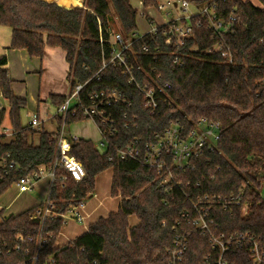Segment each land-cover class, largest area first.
Segmentation results:
<instances>
[{
	"label": "trees",
	"instance_id": "obj_1",
	"mask_svg": "<svg viewBox=\"0 0 264 264\" xmlns=\"http://www.w3.org/2000/svg\"><path fill=\"white\" fill-rule=\"evenodd\" d=\"M71 1L82 4V0ZM71 1L0 0V26L12 30L10 49L26 50L34 59L43 58L48 47L61 48L70 67L68 81L72 86L85 85L83 98L116 89L128 97L130 107L117 106V134L111 138L110 149L101 152L90 140L72 142L70 155L83 165L88 177L76 183L68 172L57 168L49 197L55 205V218L44 223L30 218L43 204L19 215L5 216L0 211V264H170L176 235L191 227L182 218L192 209L191 204L178 189L165 193L156 170L116 157L136 138L153 143L156 135L164 134L172 124L192 131L202 119L222 125L221 139L216 149L205 150L192 161L194 168L178 172L184 187L187 181L193 184L186 191L192 197L220 198L243 192L241 206L234 207L232 214L212 209L218 224L215 233L264 239V0H257L260 7L245 0H187L201 10L213 6L225 21L236 16L233 31L224 37L233 54L232 64L216 50L221 39L200 14L192 17L194 33L182 48L164 37L163 29L155 43L148 37L134 42L128 53L131 62L144 64L148 71L153 67L162 83L171 85L169 98L165 97L155 116L146 110L143 96L127 84L121 69L107 66L100 71L103 49L110 48L112 18L126 37L139 30L132 0H85L83 7ZM142 1L145 10L158 6L157 0ZM101 36L105 46L100 43ZM145 45L152 52L157 45L161 52L148 57ZM176 58L180 64H175ZM7 64V57H0V99L6 102L0 107V127L8 119L16 136L8 144L4 139L0 142V160L7 157L17 168L7 167L9 176L0 182V198L22 177L52 166L59 140L55 134L22 125L27 101L14 94ZM139 77L144 78L141 73ZM51 99L57 108L66 101V97ZM84 120L80 114H69L65 122L60 117L59 123L66 126ZM35 133L40 134L38 146L30 142ZM110 155L113 162L108 161ZM110 170L111 197L121 199L118 211L98 219L73 242L57 247L64 216L72 206L90 199L96 179ZM245 203L249 205L246 216L242 213ZM131 218L138 223L131 225ZM40 236L48 242L39 248ZM209 242L207 236L193 230L183 264H205L217 253ZM226 259L229 264H254L250 247L234 246Z\"/></svg>",
	"mask_w": 264,
	"mask_h": 264
},
{
	"label": "built area",
	"instance_id": "obj_2",
	"mask_svg": "<svg viewBox=\"0 0 264 264\" xmlns=\"http://www.w3.org/2000/svg\"><path fill=\"white\" fill-rule=\"evenodd\" d=\"M140 6L144 9L142 0ZM179 6H181L182 13L173 19L160 23L154 20L150 21L149 19V30L143 34L134 33L126 37L122 33H113L110 29V48L109 50L103 49L102 53L103 62L100 71L104 70L107 66L121 69L123 76L127 80V84L143 96L144 106L152 116L158 114L165 97L169 98L168 91L171 89V85L163 84L162 76L158 75L156 69H153V67L148 71L144 64L131 62V57L128 53L131 52L134 42L148 37L155 43L159 31L163 29V36L172 38L175 46L182 48L194 33V27L191 23L192 17L200 14L207 18L209 29L213 32L214 36L221 39L220 44L216 47V50L221 53V57L229 64H232L234 61L232 51L225 44L224 37L233 31L236 16L231 15L229 20H222L218 17L213 6L204 7L199 13L192 14L190 12L192 4L187 0H170L166 6L158 4L155 10L164 12L168 8L173 9ZM145 15L146 13L141 11V16L145 17ZM167 16L169 17L170 13H167ZM129 37L132 39H129ZM105 42V39L101 36V45L105 46ZM170 42L171 39L167 43L170 44ZM143 51L148 57L153 58V56L161 52V48L156 45L154 52H152L151 47L145 45ZM154 62H156V59H154ZM175 64H180L179 58H176ZM140 73L143 74L144 78L139 77ZM70 84L71 92L64 104L58 108V114L61 115L63 122H65L69 114L72 116L80 114L84 118L92 120L99 129L101 146L106 150L110 149L112 147L111 138L117 134V106L130 107L128 97L116 89H110L90 93L83 98L82 93L85 85L76 84L72 86V83ZM29 118L30 124L28 127L34 131L40 130L42 122L39 115L32 114L29 115ZM221 129L222 125L220 123H213L206 119L200 120L192 131H188L178 123L172 124L164 134L156 135L153 143H146L143 139L136 138L126 148L117 153L116 158L118 160L137 161L142 163L146 168L156 170L160 175V184L165 193H171L178 189L191 204L192 209L182 214V218L191 227L187 230L179 231L176 235L174 248L170 252V264L184 263L185 255L188 251L189 238L193 230L201 233L203 236H207L213 251L217 252L214 256L208 257L205 264H229L226 256L234 246L238 249L250 247L254 264H264L263 238H256L250 234L241 233L226 237L224 234L217 235L215 233L218 224L216 222L217 218L212 214V209L218 207L232 214L234 207L241 206L240 198L243 192L239 193L238 196L231 195L225 198L202 195L192 197L191 193L186 191V188H190L193 184L191 181H187L184 187L181 175L178 173L193 167L192 161L203 154L205 150L213 151L216 149L217 143L221 139ZM15 136L16 131L12 128L0 127V142L5 138L13 139ZM64 136V131L61 130V133L58 134L57 157L53 165L41 167L38 173L32 176L22 177L14 185L19 193L25 194L33 191L37 182L45 177H50L52 188L57 168H62L68 172L76 183H82L87 179L88 175L83 165L70 155L72 142H79L80 139L74 136L70 140ZM7 160V157L0 160V182L9 176L7 167L17 168L14 162L8 163ZM108 161L113 162L114 156L110 155ZM63 188H65L64 185ZM84 207L85 202L72 206L68 214L64 216L65 224L71 220L78 223L83 222L85 217L81 211ZM54 210L55 205L49 198L42 207L30 215V218L44 223L47 219L55 218L57 214ZM242 213L244 216L249 213V205L247 203L242 204ZM47 242L48 239L40 236L37 245L40 248L45 246Z\"/></svg>",
	"mask_w": 264,
	"mask_h": 264
},
{
	"label": "crops",
	"instance_id": "obj_3",
	"mask_svg": "<svg viewBox=\"0 0 264 264\" xmlns=\"http://www.w3.org/2000/svg\"><path fill=\"white\" fill-rule=\"evenodd\" d=\"M245 1H249L252 3V0H245ZM140 2L141 0H139V5H140ZM257 2L259 3V1ZM72 3L75 6L82 7V4L78 5L74 2ZM148 30H149V22H148ZM11 41H12V30L8 27L0 26V57L2 56L7 57V61H8L7 70L9 73V78L13 81L12 89H13L14 94L18 98H21L24 100L29 98L32 103L34 104L37 103L38 104L37 106H39V102L41 101L42 97L43 98H47L48 96L49 97H52V96L66 97L67 95L70 94L71 84L69 85V82L67 80L70 67L66 60V53L61 48H47L43 58L32 59L30 58L26 50L10 49ZM59 49L60 51H62L61 53L58 52ZM52 56H54L56 60L60 59V62H59L60 70L55 75L54 79L51 82V85H48V88L43 89L42 86H40L39 84V88L37 87L36 89V86L34 85V81H38L39 83L42 82L44 75L46 73L47 59ZM44 92L46 95L43 96ZM60 117L61 115L58 114V110H57V114L51 117L48 121L44 122L41 120L42 124H41L40 130H37V131H46L48 133L55 134L57 136L59 133H61V130L65 132L66 126H63L59 123ZM4 127L11 128L10 125L6 126V124H4ZM74 136H77L79 139H82V137L78 135L77 133L70 134L67 139H70ZM11 140L12 139L5 138L4 142L8 144ZM30 142L33 145L38 146L40 143V134L35 133L33 136H30ZM102 175H100L96 179L95 192L93 196L85 202V207L81 211L82 215L85 217V220L81 223H78L72 220L69 222V224L67 222V224L64 225L60 236L58 237L57 245H56L57 247H61V246H64V245H67L73 242L75 239L85 234L89 230L90 225L95 223L98 219L106 218L110 214L116 213L118 211L121 199L116 198L118 199V201L116 202L115 205L112 202V197H111L112 176H111L110 191L107 194V196H105L104 198H101L100 195L98 194V182L100 181ZM46 180H49L51 183L50 177H45L37 182V184L34 187V190L36 186H38V184L45 182ZM16 191L18 193L17 196L24 195V194L19 193L18 189ZM1 210L5 212L6 209L1 208L0 211ZM5 216H9V215L5 213ZM130 223L131 225H135L138 222L135 218H131ZM60 238H62V242H59Z\"/></svg>",
	"mask_w": 264,
	"mask_h": 264
},
{
	"label": "rangeland",
	"instance_id": "obj_4",
	"mask_svg": "<svg viewBox=\"0 0 264 264\" xmlns=\"http://www.w3.org/2000/svg\"><path fill=\"white\" fill-rule=\"evenodd\" d=\"M158 4H162L164 6L167 5V3L170 0H157ZM85 0H82V7L84 6ZM132 5L135 7V9L138 11V34H143L147 32L148 30V20H154L157 23L160 22H166L170 19H173L177 15L181 14V6L173 8V9H166L164 12H158L155 9H142L139 5V0H132ZM252 3L256 6H261L256 0H252ZM81 7V6H80ZM152 10V11H151ZM200 8L196 6H191L190 12L192 14H197L200 12ZM141 11H144L146 13L145 17L141 16ZM167 13H170V16H167ZM111 32L113 33H122L120 26L118 24V21L116 18H112L111 20ZM129 39H132L129 37ZM49 48V47H48ZM47 49V48H46ZM52 50V49H51ZM60 51V49L58 50ZM60 59L56 60L54 56L47 59L46 63V73L44 75V78L41 83L38 81H34V85L39 88L42 86L43 89L48 88V85H51L52 80L54 79L55 75L59 72V63ZM68 75V74H67ZM68 80V78H67ZM69 82V81H68ZM70 85V82H69ZM37 95V94H36ZM46 95L45 92L43 93V96ZM68 96V95H67ZM66 96V97H67ZM27 101V107L22 111L21 114V122L22 125L27 127L30 124V118L29 115L32 114H39L42 121H48L51 117L57 114L58 108L55 106V104L52 102L51 97L47 98H41V101L39 102V106H37V103H32L31 100L28 98ZM38 101V100H37ZM0 107H5L6 102L3 98L0 99ZM9 110V108H7ZM6 126L10 125L9 120H6ZM10 129V128H9ZM65 137L68 138L70 134L77 133L82 137L84 140H90L97 148L104 152L106 149L101 146V136L99 134L98 128L96 127L95 123L92 120H84L81 122H77L74 124L66 125L65 127ZM112 171H107L104 173L98 182V194L101 198H104L107 196V194L110 191V184H111V176ZM17 189L15 186H13L10 191H8L4 196L0 198V209H6L5 213L8 215H19L22 214L28 210H31L32 208L41 205L42 203H46L51 192V183L49 180H46L45 182H42L36 186L35 190L28 192L24 195L17 196L18 193L16 191ZM118 199L112 198V202L115 205ZM111 204V203H110ZM68 224L70 221H67ZM67 224V223H66ZM59 242H62V238H60Z\"/></svg>",
	"mask_w": 264,
	"mask_h": 264
},
{
	"label": "water",
	"instance_id": "obj_5",
	"mask_svg": "<svg viewBox=\"0 0 264 264\" xmlns=\"http://www.w3.org/2000/svg\"><path fill=\"white\" fill-rule=\"evenodd\" d=\"M60 7H64V6H62V5H60V4H58ZM66 9H71V8H67V7H65Z\"/></svg>",
	"mask_w": 264,
	"mask_h": 264
}]
</instances>
